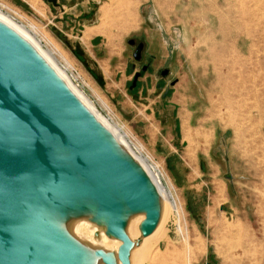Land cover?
<instances>
[{
    "label": "rangeland",
    "instance_id": "obj_1",
    "mask_svg": "<svg viewBox=\"0 0 264 264\" xmlns=\"http://www.w3.org/2000/svg\"><path fill=\"white\" fill-rule=\"evenodd\" d=\"M0 13L159 178L168 219L143 264H264V0H0Z\"/></svg>",
    "mask_w": 264,
    "mask_h": 264
},
{
    "label": "water",
    "instance_id": "obj_2",
    "mask_svg": "<svg viewBox=\"0 0 264 264\" xmlns=\"http://www.w3.org/2000/svg\"><path fill=\"white\" fill-rule=\"evenodd\" d=\"M143 48L138 45L136 60ZM156 202L147 177L118 154L88 109L0 24V264H86L54 218L92 214L91 205L92 221L105 222L121 241L120 263L131 264L125 208L145 212L141 232L148 236L159 218ZM94 257L115 264L101 251Z\"/></svg>",
    "mask_w": 264,
    "mask_h": 264
},
{
    "label": "bare ground",
    "instance_id": "obj_3",
    "mask_svg": "<svg viewBox=\"0 0 264 264\" xmlns=\"http://www.w3.org/2000/svg\"><path fill=\"white\" fill-rule=\"evenodd\" d=\"M0 24L6 26L14 33H16L35 51V53L46 63V65L49 67L55 77L59 81H61L65 85V87H67V89L95 117L98 123L102 126L107 137L113 140L118 154L123 158L127 159L128 161L133 162L136 169L141 174L147 177L149 185L154 191L157 198L156 207L159 211V218L157 220L156 227L153 229L150 235L143 236L141 232V226L146 219L145 212H132L128 211L127 208H125L124 214V232L133 242V247L130 253V263L143 264L147 258L146 255L149 250L151 251V249L161 241L163 229L168 219V210L166 202L167 198L169 197L168 194L165 192V189L161 186L159 178L151 174L148 168L141 161H139L138 159L136 160V158L132 156V154L126 147L123 138L118 135L117 131L107 122V120H105L98 112H96L95 108L87 100V98L69 83L64 73L58 69L54 61L45 52L40 50L37 43L27 34V32L23 28L13 23L1 13ZM171 206L173 209V202H171ZM94 207L95 206L92 205L90 206V209H92V214H78L73 217L67 216V218L65 219L54 218V220L60 230L65 235H67L72 241H74L75 244H77L86 254V264H103L100 258L94 257V253L96 251H101L107 255H111L115 260V264H121L118 259V249L121 246V241L107 233V227L105 225V222H102V225H99L97 222L92 221V216L96 212V209ZM85 227L91 228L89 234L92 236H90V239L84 236L82 233V230ZM75 231L80 232L82 235L80 237L75 236ZM95 232H97V236L93 238Z\"/></svg>",
    "mask_w": 264,
    "mask_h": 264
},
{
    "label": "flooded vegetation",
    "instance_id": "obj_4",
    "mask_svg": "<svg viewBox=\"0 0 264 264\" xmlns=\"http://www.w3.org/2000/svg\"><path fill=\"white\" fill-rule=\"evenodd\" d=\"M139 44H141V43H138L137 45H136V47H135V51L137 50V47H138V45ZM135 51H134V53H135ZM141 58V57H140ZM140 58H139V60H140ZM148 70V67L147 66H143L142 67V71L145 73L146 71ZM135 74H138V73H135ZM141 78V73H140V77L138 78V80ZM138 82V81H137Z\"/></svg>",
    "mask_w": 264,
    "mask_h": 264
}]
</instances>
